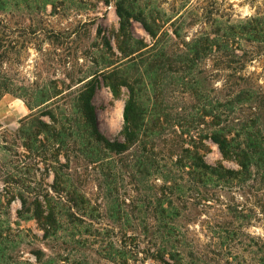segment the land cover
<instances>
[{"label": "rangeland", "instance_id": "1", "mask_svg": "<svg viewBox=\"0 0 264 264\" xmlns=\"http://www.w3.org/2000/svg\"><path fill=\"white\" fill-rule=\"evenodd\" d=\"M129 1L132 49L148 47L126 57L119 0H0V264H264V165L224 158L206 115L233 97L237 67L257 98L228 120L256 119L264 137V0ZM152 47L173 66L145 68ZM118 68L140 92L122 153L95 141L79 102ZM129 97L101 80L92 104L106 138L125 142Z\"/></svg>", "mask_w": 264, "mask_h": 264}, {"label": "trees", "instance_id": "2", "mask_svg": "<svg viewBox=\"0 0 264 264\" xmlns=\"http://www.w3.org/2000/svg\"><path fill=\"white\" fill-rule=\"evenodd\" d=\"M117 16L120 20V35L117 38L119 51L129 57L147 48L148 46L137 50H135V47L132 49V44H136V42L129 33L130 21L136 19L137 15L133 10L131 1L119 0L117 3ZM144 26L148 31L150 30L148 29V24ZM150 34L155 37L152 32ZM197 45L202 51L206 52L211 47L208 40L199 42ZM158 48L152 47L148 51L145 50L139 53V61L141 60L145 68L161 70L163 65L173 66V60H165V50ZM132 62V65L135 66L136 62ZM231 70L233 73L227 76L224 86L230 91V96L233 97L222 102L219 100L216 102L208 101L209 110L206 111V115L212 114L213 125L217 130L212 133L211 140L218 146L221 155L226 159L236 160L241 168L247 172L250 169H259L264 165V137H262L260 130L257 129L256 119L244 122L245 119L237 118L235 125H232L228 120L235 103L247 102L252 98H257L252 89L251 78L238 75L237 71L239 70L237 67ZM145 73L147 72L145 71ZM101 80L115 97H119L124 88L130 92V97L124 110V127L122 130L125 142L106 138L99 129L97 112L92 104V99L96 95ZM233 81H236V84L233 85ZM135 84L137 83L133 80V77L127 76L123 69H110L102 72L101 76H93L86 84L84 92L80 95L81 114L90 129L91 135L97 143H101L106 148L117 153L125 152L127 143H134L137 138L136 122L138 117L136 106L140 100V92L136 89ZM234 90L238 93L235 94ZM198 167L204 170L205 175L221 174L223 169L222 167L212 168L205 163L198 165ZM52 222H55L54 219L51 224Z\"/></svg>", "mask_w": 264, "mask_h": 264}]
</instances>
